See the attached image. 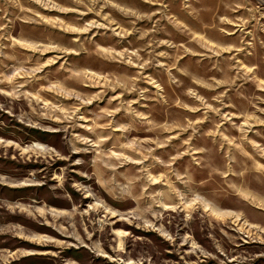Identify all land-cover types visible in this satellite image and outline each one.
<instances>
[{
    "label": "rangeland",
    "instance_id": "obj_1",
    "mask_svg": "<svg viewBox=\"0 0 264 264\" xmlns=\"http://www.w3.org/2000/svg\"><path fill=\"white\" fill-rule=\"evenodd\" d=\"M0 0V264H264V0Z\"/></svg>",
    "mask_w": 264,
    "mask_h": 264
},
{
    "label": "crops",
    "instance_id": "obj_2",
    "mask_svg": "<svg viewBox=\"0 0 264 264\" xmlns=\"http://www.w3.org/2000/svg\"><path fill=\"white\" fill-rule=\"evenodd\" d=\"M249 0H199L203 12L221 13L237 11L239 6L247 4Z\"/></svg>",
    "mask_w": 264,
    "mask_h": 264
}]
</instances>
